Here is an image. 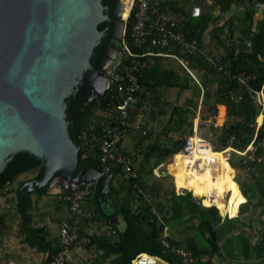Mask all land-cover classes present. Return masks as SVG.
<instances>
[{
	"label": "trees",
	"instance_id": "16d2710c",
	"mask_svg": "<svg viewBox=\"0 0 264 264\" xmlns=\"http://www.w3.org/2000/svg\"><path fill=\"white\" fill-rule=\"evenodd\" d=\"M118 1L119 0H103L104 6L107 7L105 13L109 15L112 21L100 23V30L106 27H113L116 19L114 12ZM262 2H264V0H215V5L210 6L208 10L198 15L191 14L186 6L178 0L161 2L165 9L167 6H170L176 15L182 17L180 29L185 33L187 38L196 37L202 43L205 30L211 24L217 25L210 30V35L212 39L217 40V47L222 46L224 52L221 55V61L224 64L225 71H229L230 75L217 71L215 65L204 56L190 57L189 66L191 69L201 72L200 83L203 84L205 88L204 97L209 98L213 94L211 93L208 83L212 82L211 80L213 78V81L217 82L216 88L213 91L215 100L211 104V112L216 113L219 105V108L225 105L226 114L229 118L231 117V119H227L222 125V133L219 142L220 147L227 148L218 150L213 147V150L219 154V160L221 162L224 161V154L229 150H244L245 147L252 142L256 127L255 120L261 111V105L256 103L254 96L256 91H261L264 86V11L262 14L257 12V4ZM234 6L239 8V10L233 11ZM215 7L219 8V14L214 13ZM226 13L230 14L227 20L223 16ZM222 18L225 19L224 23L218 25ZM236 24L239 25L241 34L237 32ZM131 26L132 17L130 18L125 35L127 40L131 38ZM104 40L105 37L102 39V42H104ZM248 42L251 43L250 46H247ZM101 45L102 43H99V45L94 48L91 62H93V56L96 51L101 49ZM152 49L156 52L170 53L167 49ZM135 50L139 51L138 49ZM163 57L165 56L148 57L147 60L149 65L139 73V80L142 86L141 96L144 86L154 88L161 85L165 88H178L179 90L190 88L188 77L183 76L177 70L161 67V59ZM240 78H245L247 80L243 83L240 81ZM112 88L114 87L111 85V87L107 89L104 96L99 101L98 108L102 109L107 106ZM66 103L70 137L80 147L79 159L74 175L84 173L90 167L101 169L97 152L86 158L82 157L80 136L84 127L90 122L89 118L92 112L91 106L87 105L82 113L77 116L75 113L80 104V100L74 92L66 98ZM187 112L188 107H181L173 110L168 121L170 127H168V129L166 128V130H178L185 122L186 119H184L183 116ZM262 112L264 113V109ZM161 114H165L164 109L161 110ZM176 116H179L178 120ZM143 126L147 128L148 132L145 136L139 135V139H145L149 136V129L146 122H144ZM96 132L100 133L99 127L96 128ZM263 140L264 122L259 127L255 142L259 144ZM135 144L140 147L139 153L141 154L142 148L139 141ZM175 144L173 149H168L154 143L151 145L150 149H147L148 151L145 154V159H150L152 151L155 149L163 150V156H168L180 151L182 142L176 141ZM261 151L262 147L259 146L258 148L257 146L258 155ZM180 155L181 154H177L178 159H180ZM241 160H245V158L242 157ZM194 163V158H182L179 167L177 161L175 169L181 171L180 173L184 171L191 177V180L182 183V187L176 190L177 192H182L183 190L193 191L194 195L203 199L206 205H211L210 202L206 201L207 194L201 193L199 184L193 183V181L196 180L194 176ZM230 163L232 164V162ZM256 163L259 162H252L251 164V166H253V169L250 171L252 176H256ZM221 165L220 163V168ZM41 166V160L31 158L24 152L16 153L0 173V187H4L6 184L13 182L20 174L38 168L39 172L35 177L40 178ZM240 166L244 169L245 163L243 162ZM155 169L156 167L153 168V172ZM120 170V166L111 168V173L113 175L110 181L109 195L113 201L114 212L107 216L97 207L94 209L95 215L93 219L100 220L104 218V220L117 232L115 237L97 233L89 235L90 242L86 247H95V249L102 252L95 264H101L102 261L107 259L110 260V264H132V260L140 253L158 256L168 264H215L212 258L221 254V245L219 243L221 235L219 227L221 224V217L218 208L223 214L236 217L239 214L241 204H243L240 203V200L244 199V197L250 199L254 195V192H252V194L250 193L252 191L251 188L249 192L248 188H245L243 190L245 195L243 194L239 201L235 200L231 205L228 204V197H225V199H221L219 205H216L218 208L215 206L202 208L201 203L194 200L192 192L187 194H175L173 192L171 194L172 205L169 210L170 214L168 215V212L164 211V207L161 203H159L158 208L156 206L155 199L160 194L159 188L147 187L139 170H137L138 177L131 178L130 180H126L122 177V175H120ZM215 175L217 178H226L221 169L217 170ZM119 178L124 181L126 185L116 186L114 182L116 180L118 181ZM228 183L230 186L240 188L235 178L229 179ZM99 184L100 180L96 185V193L99 190ZM124 186H126L128 190L125 194L121 195L122 190L125 188ZM33 193L42 196L45 195L47 191L45 188L26 193L22 190V195L18 196L17 201V208L20 214L19 233L31 247H35L36 250L40 252H47L48 260L56 251V246H54L52 241L48 238L47 228L35 227L32 225L33 215L31 211L34 208V203L31 195ZM133 194L136 196L134 200L137 202L134 207V201L131 197ZM120 195L123 196L122 201H120ZM245 204L244 202L243 205ZM154 205L157 209L154 208ZM89 208H92V206ZM115 215H122L126 221L127 226L123 231L116 225L109 223L110 218ZM187 218L199 219V229L197 233L189 239L186 247H184L193 258V262L185 260L182 255L175 254L172 249L164 245L161 239L165 226L170 225V228L172 225L178 226L184 223ZM230 220H236V218ZM225 226H223V228ZM231 228L232 227L228 230ZM81 231L83 233V229H81ZM200 238H203V240H200ZM168 241L173 247H183L181 241L174 239L172 235L168 236ZM255 249L257 256H264V253L258 249V246L255 247ZM245 254H247L246 251Z\"/></svg>",
	"mask_w": 264,
	"mask_h": 264
},
{
	"label": "water",
	"instance_id": "95a60500",
	"mask_svg": "<svg viewBox=\"0 0 264 264\" xmlns=\"http://www.w3.org/2000/svg\"><path fill=\"white\" fill-rule=\"evenodd\" d=\"M178 1L191 14L200 13L193 0ZM116 8L114 38L122 40L124 2ZM105 10L103 0H0V173L19 152L42 161L40 178L22 183L19 194L33 186L68 193L99 180L100 193L109 194L112 173L90 167L74 175L80 147L70 137L66 103L92 68L103 35L98 26L112 20ZM31 198L34 203V193ZM98 209L107 216L114 212L101 203ZM109 223L121 231L127 226L122 215Z\"/></svg>",
	"mask_w": 264,
	"mask_h": 264
},
{
	"label": "rangeland",
	"instance_id": "374dc122",
	"mask_svg": "<svg viewBox=\"0 0 264 264\" xmlns=\"http://www.w3.org/2000/svg\"><path fill=\"white\" fill-rule=\"evenodd\" d=\"M208 1L211 2V6L215 5V0ZM217 8L218 7H215L216 10ZM217 11L218 13H220L219 8ZM228 15L229 14L226 13L223 16L227 17ZM218 24L221 25L223 24V22L221 23L220 21ZM217 45V41L215 43L210 42L208 43L207 48L205 47L204 49L211 55H222L224 50L222 46L217 47ZM161 67L177 70L183 76L188 77L190 88L186 90H179L178 88H165L161 85H158L154 88H148L144 86L141 97L143 102H147V109L144 110L143 115L145 116L144 122H146L149 129V136L145 139H139V135L136 132H129L124 135L122 147L126 150H129L135 143L139 141L142 148V153L137 160L136 168L141 173V177L145 181L147 187H157L160 189V194L155 199V203L157 208L159 206V203H161L164 207V211L168 212V215L170 214L169 210L172 205L171 194L173 192L175 194H187L189 192H192L194 200L198 203H201L202 208H205L209 206L217 207L216 205H219L221 199H225V197H228L229 205L234 203L236 199L233 198L235 196L234 192H232L231 190V188L234 187L228 184V180L231 178H235L237 180L242 194H244L243 190L245 188H248V192L251 188L252 191L250 193L252 194V192H254V195L250 199L247 198L248 202H245V205H243L244 203L241 204L238 216L230 217L228 214H223L217 207L219 210V215L221 217V224L219 225L221 234L219 241L221 245V254L214 256L212 260L215 264H264V256H257L255 249V247L258 246V249L264 253V140L259 144L255 142V137L257 136L259 127L264 122V113L262 112L263 107H261V111L259 113V115H263L262 121L260 118L258 120L259 115H257L255 120L256 127L254 131V138L251 142H254V145H252L251 147L250 143L249 145H247V147H245V149L247 150L250 149V154L253 155H255L254 152L256 149V145L258 146V148L259 146L262 147V151L259 153V155L257 154L261 157L262 160L261 162L255 164L256 176H252L250 174V171H246L242 166H240L241 164H243V162L245 163L246 160H241L242 157L247 158V156L242 155V153L245 152V149H236L237 151L230 150L229 152H226L223 162L219 160V154L216 152V161L211 167L213 179L216 181H218L219 179H224L223 181H227V186L231 188L229 189L230 191L228 190L229 192L226 191L224 193V196H219L212 191H204L205 186L201 183L202 181H200L199 178L195 176L196 174H194L196 180H194L193 183L199 184L201 193L207 194L206 201L211 203V205H206L203 199L194 195L193 191L183 190L182 192H177L176 189H180L182 187V183L191 180V177H189L184 171L180 173L181 171L175 170V165L178 161L177 154H181L186 139L194 133H196L195 135L201 136L210 143V150L213 147L218 150H224L225 148H227L220 147L219 142L222 133V125L227 121V119H231V117L229 118L225 112V118L222 122H220V105L218 106V110L216 111V113L211 112L210 107L215 100L213 91L215 90L217 84L216 81H213L214 78L211 80L212 82L208 83V86L211 89V93L213 94L211 97L207 98L204 97V85L200 83L201 72L192 69L194 75L193 76L182 66L179 61L168 56H165L161 59ZM197 81H199V83ZM107 86L108 84L106 85V87ZM258 93H255L254 98L256 100V103L260 105L259 96L264 97V86L261 91H258ZM98 104L99 101L91 100V104H89V106H91L92 112L89 121L93 119L94 114H99L101 108L97 107ZM141 104H139V106ZM181 107H188V112L183 116L184 119H186L185 122L178 130L167 131L166 128L168 129V127H170L168 121L171 112ZM84 109L85 108H83V110ZM138 109L139 108L137 107V110ZM163 109L165 111V114H161V110ZM176 117V119L178 120L179 116ZM176 141L182 142L180 151L172 153L168 156H163V150L155 149L154 151H152L150 159H145V154L148 151L147 149H150L151 145H153L154 143H157L161 147L173 149L176 145ZM249 146L251 148H248ZM247 155H249V153H247ZM183 158H194V160L196 161L195 155H192V157L191 155H184ZM229 161L232 162L233 165ZM220 163L222 164L221 168L219 167ZM155 167L156 169L153 172V168ZM219 169L222 170V173L224 176H226V178L216 177L215 172ZM38 172L39 168L22 173L13 182L6 184L4 187H0V217L2 218V221L4 220L3 222H0V227L9 229L10 234L13 233L14 235H17L15 224L17 223L18 225L20 222V214L17 208L18 188L22 183L28 181L30 178L35 177ZM114 183H116V186L126 185L125 182L120 178ZM179 183L181 184L179 185ZM175 185L177 186L175 187ZM124 187L125 188L124 190H122L121 195L125 194L128 190L126 186ZM61 194L62 192H56L51 194L46 193L45 195L38 196L36 193H34L37 209L33 208V211H31V213H33V226L37 224L36 226L38 227H46L47 218L49 216H51L52 218L58 217L57 213L60 212V210H66V213L64 215L66 216L67 205L60 199ZM121 195L120 201H122L123 197ZM131 197L134 201V207L137 203L134 200L136 196L133 194ZM84 201L85 207L88 209L90 205L89 202H93V198L90 196L87 197V199ZM243 201L244 199L240 200V203H242ZM156 206L154 205L155 209H157ZM96 207L97 206H92V208L94 209ZM234 218H236V220H230ZM198 224V218H187L184 223L178 226L172 225L169 233L174 239L181 241V243L183 244V247L181 248H184L186 247L189 239L195 236V234L197 233V230L199 229ZM108 225L109 224L104 220V218H101L97 221L92 230L95 232L98 231L97 233H100V235H106V229ZM223 226L225 227L223 228ZM230 227L232 228L228 230ZM200 240H203V238H200ZM24 242L27 243L25 240ZM76 246L78 245L73 246L69 250V253ZM87 249L90 252L87 258H84L83 263L95 264L96 260L98 259L97 255L94 253L96 249L94 247ZM245 251L247 252V254H245ZM174 253L177 254L176 252ZM105 261L106 264H110L109 259Z\"/></svg>",
	"mask_w": 264,
	"mask_h": 264
},
{
	"label": "built area",
	"instance_id": "2783aa9c",
	"mask_svg": "<svg viewBox=\"0 0 264 264\" xmlns=\"http://www.w3.org/2000/svg\"><path fill=\"white\" fill-rule=\"evenodd\" d=\"M125 8L128 9V16L125 18L124 28V54L118 64L114 75L108 84L114 87L111 89L109 102L106 107L100 109L99 114H94L93 119L84 127L80 136L82 157L98 153L100 160V174L111 173V168L120 166V175L126 180L137 178V160L140 156V147L136 144L129 150L122 147L124 135L136 132L145 136L148 132L144 124V110L147 109V102L141 97L142 86L139 73L149 65V56H168L179 61L182 66L193 75L189 66V58L204 56L211 61L217 71L227 73L222 63L221 55H211L206 51L201 41L196 38H187L180 29V18L176 14L168 12L162 6V0H122ZM264 2L257 4V12L262 14ZM132 17L131 38H125L130 18ZM251 43L248 42L247 46ZM152 48L167 49L170 53L156 52ZM138 49L139 51H136ZM194 76V75H193ZM247 79L240 78L245 83ZM199 83V81H197ZM107 88V89H108ZM258 93V91H256ZM259 94V93H258ZM142 103V104H141ZM259 103L264 109V97L259 96ZM139 104H141L139 106ZM137 107L139 108L137 110ZM99 127L100 133L96 132ZM189 136L183 146L181 154L193 155L195 151L210 150L211 146L201 136ZM254 142L250 144L252 147ZM250 149L242 153L245 160L246 171H251L252 162H261V157ZM249 148V147H248ZM249 153V155H247ZM195 168L200 166L194 163ZM97 181L87 184L82 189L62 193L60 199L67 205V214L59 224L58 241L56 251L51 255L46 264H68L69 250L75 246L88 245L90 242L89 233L98 220H94V208H86L87 197H93L96 193ZM1 214V212H0ZM83 229V233L81 231ZM170 225L164 227L162 242L167 248L172 249L185 260L193 262L187 250L181 247H173L168 241ZM106 234L115 237L117 232L108 226ZM132 264H168L164 263L158 256L140 253L133 260Z\"/></svg>",
	"mask_w": 264,
	"mask_h": 264
},
{
	"label": "crops",
	"instance_id": "0c3cea01",
	"mask_svg": "<svg viewBox=\"0 0 264 264\" xmlns=\"http://www.w3.org/2000/svg\"><path fill=\"white\" fill-rule=\"evenodd\" d=\"M162 1H167V0H162ZM193 2H195L196 5H198L197 7H198L200 13L203 12V11H206L211 6V4H210L211 2H209L208 0H207V6L204 5L205 0L204 1L203 0H193ZM166 10L168 12L172 13V14H175L170 6H167ZM217 10H218V8H217ZM217 10L214 9V13L215 14H219ZM238 10H239V8H237L235 6L233 7V11H238ZM229 17H230V14L227 17H224V18L227 20V18H229ZM179 18H180V20L182 19V17H180V16H179ZM222 19H221V23L222 22L224 23L225 19H223V20ZM218 25H220V24H218ZM216 26L217 25L211 24L205 30V32L203 34V37H202V45H203L204 48L205 47L207 48L208 43H210V42L215 43L217 41L216 39H212L211 35H210V30L212 28H215ZM226 28H228V27H226ZM225 30H227V29H225ZM236 30H237V32L239 34H241L239 25H237V24H236ZM219 111H220L219 119H220V122H222L224 120V118H225L226 106L225 105L221 106ZM259 118L262 121L263 116L260 114ZM231 150H235V149H231ZM181 155H180V159H178V157H177V160H178V163H179V167L181 165L182 158L184 156V155H182V156ZM101 182L102 181L100 180L99 190L96 193V195L93 197V202L92 201L89 202L90 203L89 207L90 206L99 207L100 203L102 205V201H100L99 204L97 203L98 197H100V198L102 197L103 202H106L107 205L109 206L108 209H113L114 210L113 201H112L110 195L109 194L100 193L101 190H102L101 189ZM226 183H227V181H226ZM229 189H230V187H229ZM109 193H110V191H109ZM236 198L237 197H235L234 199H236ZM246 201H248V199H247V197H244V201L242 203H244ZM34 208L37 209L36 201L34 203ZM65 213H66V210H63V211L60 210V212L57 213L58 217H53L52 218L51 216H49L47 218V221H46L47 223H46V227L45 228H48V233H49L48 234V238L52 241L54 246H56V244H57L59 224L61 222L62 217H64ZM3 221L0 220V222H3ZM36 225L37 224H35L34 226L38 227ZM15 226H16V230H17V235H14L13 233L10 234V232H9L10 230L6 229L5 227L4 228L0 227V264H46L48 253L47 252L37 251L35 247H31L29 244L25 243L23 236L21 234H19V232H18L19 224L17 225V223H16ZM107 229H108V227H107ZM97 232L92 230L89 233L93 234V233H97ZM96 250H95L94 253L97 255V257H100L102 252L100 250H98V251H96ZM89 252L90 251H88L87 247H84V246H76V247H74L69 253V262H68V264H84L83 263L84 262V258H87V256L89 255ZM105 262L106 261H103L101 264H106Z\"/></svg>",
	"mask_w": 264,
	"mask_h": 264
},
{
	"label": "flooded vegetation",
	"instance_id": "af4514ba",
	"mask_svg": "<svg viewBox=\"0 0 264 264\" xmlns=\"http://www.w3.org/2000/svg\"><path fill=\"white\" fill-rule=\"evenodd\" d=\"M116 9L114 12V16L116 13ZM111 21H108V22H111ZM101 31H103L102 38L99 42V43H102L101 49L96 51V53L94 54L93 62H91V59H90L92 68L85 71L83 78L80 80L79 84L77 85L76 96L80 100V104L75 113L77 116L80 113H82L83 108L91 104V100H94V101L101 100V98L104 96L105 92L107 91L108 86L106 87V85L109 84L111 77L114 75V71L117 69L118 64L120 63L123 57V54H124V46H123L124 38L122 40H116L114 38L115 22H114L113 27H106L105 29ZM104 37H105V40L104 42H102V39ZM104 64L106 65V68H105V71L104 70L102 71ZM93 69L97 70L99 74L91 75V70ZM25 189L26 187H22V190L26 193ZM36 189L37 188L33 186V190L31 192L35 191ZM22 190L20 194H19V191L17 192L18 196L22 195ZM101 201H102V206L105 209H108L109 206L107 205V203L103 202V200Z\"/></svg>",
	"mask_w": 264,
	"mask_h": 264
},
{
	"label": "bare ground",
	"instance_id": "6f19581e",
	"mask_svg": "<svg viewBox=\"0 0 264 264\" xmlns=\"http://www.w3.org/2000/svg\"><path fill=\"white\" fill-rule=\"evenodd\" d=\"M127 16L128 9L125 8L123 17L126 18ZM249 148L251 147L249 146ZM193 155L196 157L195 163L198 162L200 164V166L195 168V176H197L199 180L202 181L201 183L205 186L204 191H212L219 196H224V193L229 190L227 183L223 181L224 179H219L216 181L212 176L211 167L216 161V152L213 150V148L211 150H201L199 153L195 151ZM180 184L181 183H179V185ZM176 186L177 185H175V187ZM231 190L234 192V196L237 197L236 200H239L243 196L238 187L231 188Z\"/></svg>",
	"mask_w": 264,
	"mask_h": 264
},
{
	"label": "clouds",
	"instance_id": "9594fccd",
	"mask_svg": "<svg viewBox=\"0 0 264 264\" xmlns=\"http://www.w3.org/2000/svg\"><path fill=\"white\" fill-rule=\"evenodd\" d=\"M257 151V150H256ZM257 153V152H256ZM230 162V161H229Z\"/></svg>",
	"mask_w": 264,
	"mask_h": 264
}]
</instances>
